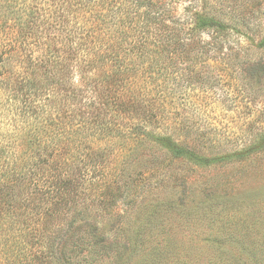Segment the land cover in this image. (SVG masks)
<instances>
[{
  "label": "rangeland",
  "instance_id": "obj_1",
  "mask_svg": "<svg viewBox=\"0 0 264 264\" xmlns=\"http://www.w3.org/2000/svg\"><path fill=\"white\" fill-rule=\"evenodd\" d=\"M13 1L37 5L45 24L61 22L54 17L61 6L81 9L88 16L102 3L100 10L107 11V0ZM149 1L161 12L158 23L146 27L148 33L139 27L127 34H132V41L148 36V50L162 53L153 63L155 55L145 59L131 54L126 61L134 67V91L155 115L148 131L185 143L206 158L223 160L208 166L172 162L166 150L152 142L137 169L143 175L125 196L112 193L100 203L102 188L87 189L80 196L89 207L82 223L94 228L81 233L92 231L96 239L85 235L72 263L264 264V71H248L252 63L264 64V0ZM113 2L110 24L116 28L118 20L126 22L129 16L124 0ZM194 13L216 17L227 26L226 32L197 30ZM11 24L6 36V29L0 31V40L15 35L17 27ZM149 64L158 70L153 83L141 74ZM94 143L96 151L108 147L101 139ZM108 145L111 160L120 163L126 154L119 155L118 146L124 148L114 139ZM23 219L7 225L9 220L0 216V264H29L36 254ZM59 219L45 224L48 231L54 230L46 238L65 227ZM26 222L29 231L36 229L33 219ZM34 262L53 264L46 259Z\"/></svg>",
  "mask_w": 264,
  "mask_h": 264
},
{
  "label": "trees",
  "instance_id": "obj_2",
  "mask_svg": "<svg viewBox=\"0 0 264 264\" xmlns=\"http://www.w3.org/2000/svg\"><path fill=\"white\" fill-rule=\"evenodd\" d=\"M112 2H103L106 12L99 3L88 16L81 9L60 5L54 17L61 22L45 24L37 5L0 0V31L6 29V36L12 22L17 27L14 36L0 40V216L2 221L9 220L7 225L24 217L25 236L37 254L29 264L40 259L73 264L84 236L96 237L92 231L81 233L86 227L94 228L82 223L89 207L80 196L97 188H102L100 203L112 198V193L125 196V190L140 181L143 173L137 169L152 142L165 149L172 162L208 166L223 160L206 158L185 143L148 131L155 115L134 91L137 84L130 80L134 67L126 66V61L131 54L145 55V59L155 55L153 63L162 51L148 50V36L132 41L127 30L140 27L148 33L146 27L158 23L161 12L149 0H124L129 20H118L112 28ZM192 15L197 30L226 32L227 26L216 17ZM136 17L141 26L132 22ZM150 70L151 64L141 74L153 83L158 70ZM248 71H264V64L252 63ZM77 79L78 87L73 85ZM98 139L108 147L96 151ZM111 139L124 148L118 146L119 155L126 154L120 163L111 160ZM115 170L121 173L116 175ZM27 218L33 219L36 229L28 230ZM55 219L65 227L46 238L54 232L46 225ZM2 230L7 228L2 226Z\"/></svg>",
  "mask_w": 264,
  "mask_h": 264
}]
</instances>
